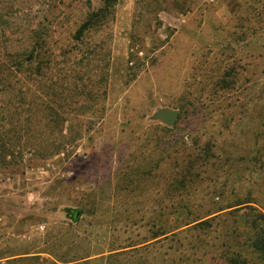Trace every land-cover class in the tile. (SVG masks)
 Instances as JSON below:
<instances>
[{
    "label": "rangeland",
    "instance_id": "1",
    "mask_svg": "<svg viewBox=\"0 0 264 264\" xmlns=\"http://www.w3.org/2000/svg\"><path fill=\"white\" fill-rule=\"evenodd\" d=\"M0 35V264H264V0H0Z\"/></svg>",
    "mask_w": 264,
    "mask_h": 264
},
{
    "label": "water",
    "instance_id": "2",
    "mask_svg": "<svg viewBox=\"0 0 264 264\" xmlns=\"http://www.w3.org/2000/svg\"><path fill=\"white\" fill-rule=\"evenodd\" d=\"M156 116L161 117L165 123L175 124L179 116V111L171 108L160 109Z\"/></svg>",
    "mask_w": 264,
    "mask_h": 264
},
{
    "label": "trees",
    "instance_id": "3",
    "mask_svg": "<svg viewBox=\"0 0 264 264\" xmlns=\"http://www.w3.org/2000/svg\"><path fill=\"white\" fill-rule=\"evenodd\" d=\"M1 36V35H0ZM260 216L262 217L261 219L262 220H258L259 217H255L254 221L256 223V225L254 227L260 229V230H264V223H263V220H264V213L261 212ZM208 223V221H207ZM257 238V237H256ZM262 244L260 245H255V249H257L258 251L261 250L262 253H260V256L264 257V239H262ZM259 254V253H258Z\"/></svg>",
    "mask_w": 264,
    "mask_h": 264
}]
</instances>
